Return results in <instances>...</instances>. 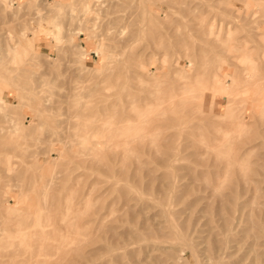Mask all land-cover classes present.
<instances>
[{
    "label": "rangeland",
    "instance_id": "374dc122",
    "mask_svg": "<svg viewBox=\"0 0 264 264\" xmlns=\"http://www.w3.org/2000/svg\"><path fill=\"white\" fill-rule=\"evenodd\" d=\"M0 264H264V0H0Z\"/></svg>",
    "mask_w": 264,
    "mask_h": 264
},
{
    "label": "bare ground",
    "instance_id": "6f19581e",
    "mask_svg": "<svg viewBox=\"0 0 264 264\" xmlns=\"http://www.w3.org/2000/svg\"><path fill=\"white\" fill-rule=\"evenodd\" d=\"M50 33H55V31H50ZM237 76V75H236ZM234 77V76H233ZM252 77H253V75H252ZM234 78H237V77H234ZM233 78V79H234ZM249 79V78H248ZM240 81V80H239ZM248 81V80H247ZM235 82H237V80L235 81ZM246 82V81H245ZM230 84H232V83H230ZM246 84H247V82H246ZM232 86V85H231ZM230 86V87H231ZM236 86V85H235ZM229 90H231V88H229ZM233 90V89H232ZM232 90L230 91V93L228 94L229 95V97H233L234 95H235V93H234V91L236 90H233V92H232ZM203 95V94H202ZM205 95V94H204ZM208 95V94H207ZM235 97V96H234ZM223 98V97H222ZM230 99V98H229ZM207 101V100H206ZM216 101V100H215ZM231 101V100H230ZM230 101H228V102H230ZM232 101H233V99H232ZM210 102V101H209ZM234 102H236L235 100H234ZM210 103H214V104H217V103H215L214 102V100H213V102H210ZM209 103V104H210ZM227 105V104H226ZM217 107V106H216ZM231 107V106H230ZM218 109V108H217ZM230 110V109H229ZM155 112V111H154ZM148 115V114H147ZM240 117V116H239ZM149 118V117H148ZM16 121H17V119H15ZM147 120V119H146ZM241 123H244V122H241ZM140 125V124H139ZM132 128H133V126H131ZM131 127H129V128H131ZM136 127V126H135ZM138 127V126H137ZM128 127H127V129H129ZM145 128V127H144ZM125 129V128H124ZM127 129H125V130H127ZM131 130V129H130ZM128 131V130H127ZM126 131V132H127ZM123 132V131H122ZM125 133V132H124ZM134 134V133H133ZM159 134V133H158ZM152 135V134H151ZM157 135V134H156ZM109 142V141H108ZM130 143V142H129ZM85 147V146H84ZM109 147V146H108ZM129 147V146H128ZM107 148V147H106ZM128 150V149H127ZM110 151V150H109ZM115 151V150H114ZM104 152V151H103ZM106 152V151H105ZM98 155V154H97ZM91 157V156H90ZM92 158V157H91ZM44 207H46V206H44ZM46 211V210H45ZM48 212V211H47ZM49 215V214H48ZM47 215V216H48ZM48 218H49V216H48ZM45 222H46V220H45ZM48 223L46 222V224H45V226L47 225ZM50 225H51V223H50ZM48 226V225H47ZM44 228V227H43ZM47 228V227H46ZM45 230V229H44ZM77 231V230H76ZM48 233L50 234V231L49 232H47L45 235H43L42 236V240H44L45 242H47L48 241V239L50 240V236L48 235ZM75 235V234H74ZM73 237H75V236H73ZM72 240V239H71ZM44 242V243H45ZM26 243H24V245H25ZM68 244V243H67ZM48 245V244H47ZM47 245L45 246L44 245V247H42V253H44L43 251H45V248L47 247ZM66 246V245H65ZM43 248H44V250H43ZM54 248V247H53ZM48 248H46V250H47ZM49 250H50V248H49ZM71 250V249H70ZM10 253H11V251H10ZM45 254V253H44ZM51 254V253H50ZM48 256V255H47ZM49 257V256H48ZM50 263V262H49Z\"/></svg>",
    "mask_w": 264,
    "mask_h": 264
},
{
    "label": "crops",
    "instance_id": "0c3cea01",
    "mask_svg": "<svg viewBox=\"0 0 264 264\" xmlns=\"http://www.w3.org/2000/svg\"><path fill=\"white\" fill-rule=\"evenodd\" d=\"M19 55V54H18Z\"/></svg>",
    "mask_w": 264,
    "mask_h": 264
}]
</instances>
